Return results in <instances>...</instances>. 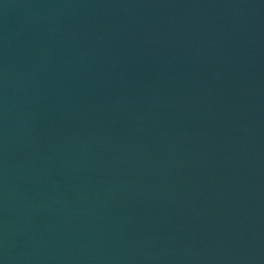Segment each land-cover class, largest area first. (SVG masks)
<instances>
[{
    "label": "water",
    "instance_id": "95a60500",
    "mask_svg": "<svg viewBox=\"0 0 264 264\" xmlns=\"http://www.w3.org/2000/svg\"><path fill=\"white\" fill-rule=\"evenodd\" d=\"M0 264H264V0H0Z\"/></svg>",
    "mask_w": 264,
    "mask_h": 264
}]
</instances>
